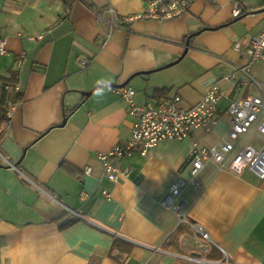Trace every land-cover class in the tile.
<instances>
[{
    "label": "crops",
    "instance_id": "0c3cea01",
    "mask_svg": "<svg viewBox=\"0 0 264 264\" xmlns=\"http://www.w3.org/2000/svg\"><path fill=\"white\" fill-rule=\"evenodd\" d=\"M149 1L0 0V75L15 72L13 89L23 96L0 121V151L17 165L0 160L3 264H201L178 255L264 264V179L210 161L196 187L188 164L194 144L210 148L227 135L231 100L261 95L252 84L235 92L224 77L247 79L237 69L264 30V9L195 0L175 19L133 18ZM237 3L245 12L235 17ZM252 74L264 80V63ZM215 84L227 93L217 123L118 160L129 176L107 179L99 155L125 143L136 121L119 87H133L141 105L180 96L187 109ZM250 132L233 155L264 147V139L246 142ZM178 178L187 183L189 220L213 241L207 252L194 250L200 235L177 229V214L163 205Z\"/></svg>",
    "mask_w": 264,
    "mask_h": 264
},
{
    "label": "built area",
    "instance_id": "2783aa9c",
    "mask_svg": "<svg viewBox=\"0 0 264 264\" xmlns=\"http://www.w3.org/2000/svg\"><path fill=\"white\" fill-rule=\"evenodd\" d=\"M194 1L150 0L147 10L133 18L175 19L187 13ZM244 12V7L237 3L233 15L238 17ZM109 13L112 16L117 15L112 8L109 9ZM127 20L130 21L132 18L130 17ZM37 38L41 39L42 36L40 35ZM237 47L240 48L238 45ZM244 53L246 64L238 67L237 71L242 72L247 79L240 80L233 74L224 77V80L230 84L235 92L246 84H252L261 95L248 94L231 100L225 111L230 121V129L217 145L210 148L198 144L193 145L188 164L191 166V184L196 187L200 186L197 180L199 174L210 161L215 162L219 167L227 165L228 170L234 174L240 175L248 169L253 171L260 179H264V147L259 150L253 146H246L233 155L236 150L234 142L240 136L249 133L254 126L258 125L259 132L264 135V83L255 79L252 74L254 64L264 63V30L252 38ZM0 54H7L4 39H0ZM117 91L125 101L128 114L135 117L136 121L131 136L125 143L116 145L109 152L99 155L104 166L105 176L112 183H117L121 178L128 177L130 174L129 169H122L117 165L118 160L136 152L145 155L151 148L165 141L183 142L191 138L196 130L217 123L220 114L219 104L227 96L226 91L215 84L207 90L198 104L183 109L180 106L182 102L180 96L141 105L135 101L136 90L133 87H119ZM0 160L9 166H14L1 151ZM85 173L92 174V169L87 167ZM186 186V181L178 178L171 187V193L163 201V205L177 214V228L186 224L200 235L201 239L195 241V245L198 251L207 252L210 243L213 241L202 227L194 225L189 220L187 201L183 198ZM102 193L105 196H110L107 190ZM70 212L74 213L72 210ZM178 256L201 264H223L207 261L193 255ZM0 264H3L1 248Z\"/></svg>",
    "mask_w": 264,
    "mask_h": 264
},
{
    "label": "trees",
    "instance_id": "16d2710c",
    "mask_svg": "<svg viewBox=\"0 0 264 264\" xmlns=\"http://www.w3.org/2000/svg\"><path fill=\"white\" fill-rule=\"evenodd\" d=\"M64 1L66 3H69L72 0H64ZM16 82H17V77L15 72H12L11 76L8 78L0 75V121L1 122L5 120L9 108H11L13 105H18L22 101L23 98L22 94L19 92L15 93L13 89V86L14 84H16ZM179 227L177 229H179Z\"/></svg>",
    "mask_w": 264,
    "mask_h": 264
},
{
    "label": "rangeland",
    "instance_id": "374dc122",
    "mask_svg": "<svg viewBox=\"0 0 264 264\" xmlns=\"http://www.w3.org/2000/svg\"><path fill=\"white\" fill-rule=\"evenodd\" d=\"M240 2H242V4H244V5L249 6L250 9H255V10L264 9V0H240ZM260 7H262V8H260ZM226 76H228V75H226ZM260 81L261 82L263 81V83H264V80H260ZM263 139H264L263 136L260 133H258L257 130H252L250 132L249 136H247L246 142L257 145L258 143L262 142ZM193 247L195 248L194 250H198V248L196 246H193Z\"/></svg>",
    "mask_w": 264,
    "mask_h": 264
},
{
    "label": "water",
    "instance_id": "95a60500",
    "mask_svg": "<svg viewBox=\"0 0 264 264\" xmlns=\"http://www.w3.org/2000/svg\"><path fill=\"white\" fill-rule=\"evenodd\" d=\"M188 49H189V47H188V45H187V49H186V50H188ZM127 84H128V83H127ZM14 166L17 167V165H15V164H14Z\"/></svg>",
    "mask_w": 264,
    "mask_h": 264
},
{
    "label": "bare ground",
    "instance_id": "6f19581e",
    "mask_svg": "<svg viewBox=\"0 0 264 264\" xmlns=\"http://www.w3.org/2000/svg\"><path fill=\"white\" fill-rule=\"evenodd\" d=\"M125 102V101H124Z\"/></svg>",
    "mask_w": 264,
    "mask_h": 264
}]
</instances>
